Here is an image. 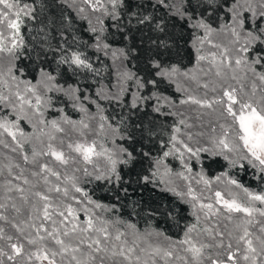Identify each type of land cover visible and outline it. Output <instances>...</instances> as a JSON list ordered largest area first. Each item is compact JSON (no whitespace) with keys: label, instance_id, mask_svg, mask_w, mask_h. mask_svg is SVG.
Segmentation results:
<instances>
[{"label":"snow or ice","instance_id":"6c2138e0","mask_svg":"<svg viewBox=\"0 0 264 264\" xmlns=\"http://www.w3.org/2000/svg\"><path fill=\"white\" fill-rule=\"evenodd\" d=\"M0 264H264V0H0Z\"/></svg>","mask_w":264,"mask_h":264},{"label":"trees","instance_id":"16d2710c","mask_svg":"<svg viewBox=\"0 0 264 264\" xmlns=\"http://www.w3.org/2000/svg\"><path fill=\"white\" fill-rule=\"evenodd\" d=\"M147 195V194H146Z\"/></svg>","mask_w":264,"mask_h":264}]
</instances>
